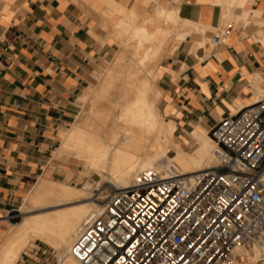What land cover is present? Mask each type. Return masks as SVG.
<instances>
[{
  "label": "crops",
  "instance_id": "1",
  "mask_svg": "<svg viewBox=\"0 0 264 264\" xmlns=\"http://www.w3.org/2000/svg\"><path fill=\"white\" fill-rule=\"evenodd\" d=\"M159 1L180 16L153 71L162 113L176 145L209 151L221 120L264 98V0ZM104 7L100 0H0V230L19 220L38 179L58 175L59 142L77 101L116 51L99 22ZM187 22L199 30L185 33ZM208 29L224 31L226 42L202 46ZM232 264L264 258L237 255Z\"/></svg>",
  "mask_w": 264,
  "mask_h": 264
},
{
  "label": "built area",
  "instance_id": "2",
  "mask_svg": "<svg viewBox=\"0 0 264 264\" xmlns=\"http://www.w3.org/2000/svg\"><path fill=\"white\" fill-rule=\"evenodd\" d=\"M214 45L226 42L218 30ZM217 164L139 172L98 202L71 253L82 264H232L264 238V98L211 131ZM97 190V189H96ZM98 200V198H95Z\"/></svg>",
  "mask_w": 264,
  "mask_h": 264
},
{
  "label": "bare ground",
  "instance_id": "3",
  "mask_svg": "<svg viewBox=\"0 0 264 264\" xmlns=\"http://www.w3.org/2000/svg\"><path fill=\"white\" fill-rule=\"evenodd\" d=\"M100 1L105 6L102 15L108 21L114 22L125 17V24L120 26L121 32L126 35L122 39L120 37L125 46L122 47L126 49L131 43L134 52L126 53L128 49L126 52L123 50L118 57H114L112 63L111 59L108 61L110 66L104 81L95 90L97 94L93 97L90 115L85 121L76 124L66 138V145L86 159L85 168L101 176L107 174L104 179L115 189L131 186L136 175L147 169H154L164 176L171 172L191 175L215 166L216 144L211 137L208 138L213 145L212 152L200 147L197 153H188L184 147L175 144L176 154L168 156L167 146L172 140L174 129L161 115L158 102L162 92L158 88L154 91L156 75L150 80L145 72L146 65L155 62L166 48L169 38L170 29L156 25L157 22L162 20L178 24L179 13L169 11L158 3L152 16L138 24L139 8L136 4H130L132 0ZM151 1L147 0L146 3ZM126 2H130V5ZM198 27L187 22L182 29L187 33ZM34 190L36 192L28 200L29 206H22L21 213L82 202L86 198L81 189L67 185L39 184ZM99 207V204L90 201L70 211L42 212L26 217L22 223L14 226L17 229L12 227L3 234L7 243L4 241L0 245V264H14L30 237L54 245L59 253L60 264H82L72 255L71 249L85 221ZM15 234L19 237L17 235L13 240ZM258 244L264 245V238ZM254 247L248 250L250 254H253Z\"/></svg>",
  "mask_w": 264,
  "mask_h": 264
},
{
  "label": "rangeland",
  "instance_id": "4",
  "mask_svg": "<svg viewBox=\"0 0 264 264\" xmlns=\"http://www.w3.org/2000/svg\"><path fill=\"white\" fill-rule=\"evenodd\" d=\"M132 1H133V3H130L131 1L129 3L130 4H136L137 7L139 8L138 13H139L140 17L138 20V24H142L144 20H146L148 17L152 16V14L154 13V11L156 9V5L158 6V3L165 5V3H163L159 0H152L148 4L146 3L147 0H132ZM175 1H178V0H175ZM126 3H127V5H130L128 2H126ZM235 6H241V5L237 4ZM98 18H99V22H100L101 27L103 29H106L107 31L110 30V31H108L109 36L113 40L116 41V51L114 52V54L111 58V61H110L111 63L114 61L113 59L118 57L121 54V51H123V50H125L124 52H126L128 49V51L126 53L134 52V46L131 43L127 45L126 49L123 48L125 46H124L121 39L123 37H126V35L123 32H121L120 26L125 24V17H121L118 20L111 22V21L107 20L105 15H102V13H100L98 15ZM117 18H118V16H117ZM120 19L122 20V23L120 22L121 21ZM123 19H124V21H123ZM118 22H119V24H118ZM163 24H165V25H163ZM156 25H161L163 27L170 29V32L168 33V36L170 37L171 32H172L170 25L174 26L176 24L165 23L162 20H159ZM154 26L155 25H151V27H154ZM209 31H210V33H209ZM114 32L116 33V36L114 35ZM208 33H209L208 39L205 41V45H203V46L204 47H206V46L214 47L215 45L212 42V38L215 34L218 33V31L215 29H208ZM172 36H175L179 40V37L176 34H174ZM120 37H121V39H120ZM116 38H118V39H116ZM166 54H167V50L165 48L163 50V52L156 58L155 62H152V63L150 62L146 65V71L145 72L147 74V77L150 80L152 78H154L153 71L155 68L157 69L158 65L163 60V58L165 57ZM108 61L105 62L106 64H105L104 72H97L93 75V79L91 81V89L92 88L93 89L90 91L91 94L89 92L85 96H83L85 94V92H84V94L82 95L83 97L82 98H81V96L79 97V99L77 101V115H76L75 121L67 129H69L70 127H72V128H70L66 133H64L61 136V139L59 142L60 147L57 151L58 157L56 159L57 161H59V166L55 167V169L59 170L58 175L55 176V178H47V179H42V180L38 179L37 182L39 180L40 181L38 183L36 182L37 184L35 183L32 186V188L29 190V192L24 196V198L21 202L20 209L22 208V206H25V207L29 206L28 205L29 204V202H28L29 197L36 192L34 190V188L36 185H39V184L67 185V186H70L72 188H78V189H81L83 191V193H85V197L88 200L85 198V200L82 202L72 203V204L59 206V207H55V208L41 209V210L26 213V214L21 213V217L19 218V220L17 222H15L13 224H8L6 227L1 228V230H0V245L2 242L5 241L3 239L4 231L6 229L7 230L12 229V227L16 226L18 223H22L24 221V219H26V217H33L36 214L37 215L42 214V212L43 213L44 212L45 213L66 212V211H70V210L74 209L73 207L76 208V207H78V205H81L83 203H87L90 201L99 204L98 202L104 200V197L112 191V188H113L112 184L110 185V183H108L104 179V177H105L104 175H107V174H104L103 176H101L99 173L95 172L94 170L85 168L86 167V165H85L86 159L84 157L82 158L79 155H77L78 153L76 150H74L70 146L66 145V138L68 135H70L73 132L72 129H74L81 122L85 121L88 118V116L90 115L89 114L90 110H91L90 106H92L93 97L96 96V94H97L96 88L101 84V82L104 81L107 69L110 66L109 65L110 63H108ZM155 87L156 88H154V91H155V89L158 88V83H155ZM88 96H89V98H88ZM158 105H159L162 116L164 117L165 120H168L162 113L163 107H162V96L161 95L159 97ZM178 142L179 141L177 139V136L174 133L172 136V140L169 142V144L167 146V147H169V149H167V151H169L168 156L173 157L176 154L175 143H178ZM210 143H211V141H210ZM212 147H213V145L211 143V146H210V149L208 152H212ZM174 148H175V150H174ZM184 149L187 151L190 150V145L185 146ZM195 156L198 157L197 155H195ZM86 185H89V187L86 188L85 187ZM99 186H101V187H99ZM95 198H98V200H96ZM53 209H54V211H51ZM13 229L15 230L17 228L14 227ZM17 235L18 234H15V236L12 239L15 240V237L17 238ZM18 237H19V235H18ZM2 239H3V241H2ZM29 239H30V240H28L29 243H27V246H25L23 251H21V253L19 254V258L16 259L14 264H60V258L58 257L59 253H58V251L54 245L49 244V243H47V242H45L39 238H36V237H30ZM5 243H7V242L5 241ZM253 254H255V255L252 256L250 254V252L244 248H240L236 252V255H243L246 258H248L249 260L256 263L259 260L264 258V245L256 244L254 247Z\"/></svg>",
  "mask_w": 264,
  "mask_h": 264
}]
</instances>
